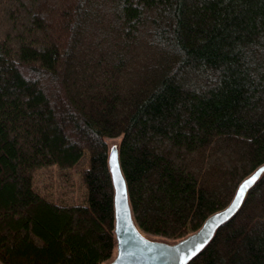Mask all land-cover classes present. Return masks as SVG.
<instances>
[{
	"label": "trees",
	"instance_id": "1",
	"mask_svg": "<svg viewBox=\"0 0 264 264\" xmlns=\"http://www.w3.org/2000/svg\"><path fill=\"white\" fill-rule=\"evenodd\" d=\"M113 138L145 232L224 207L264 162V0H0L1 264L112 254ZM186 264H264V172Z\"/></svg>",
	"mask_w": 264,
	"mask_h": 264
},
{
	"label": "water",
	"instance_id": "2",
	"mask_svg": "<svg viewBox=\"0 0 264 264\" xmlns=\"http://www.w3.org/2000/svg\"><path fill=\"white\" fill-rule=\"evenodd\" d=\"M107 143V165L113 189L114 249L101 264H186L209 243L216 230L235 215L249 189L264 172L263 162L239 181L230 201L207 215L197 229L180 238L168 239L145 232L136 222L120 164L119 140L113 138Z\"/></svg>",
	"mask_w": 264,
	"mask_h": 264
},
{
	"label": "rangeland",
	"instance_id": "3",
	"mask_svg": "<svg viewBox=\"0 0 264 264\" xmlns=\"http://www.w3.org/2000/svg\"><path fill=\"white\" fill-rule=\"evenodd\" d=\"M80 167H78V169ZM66 177L67 178L61 179L60 182H58L57 179L55 180L53 177H51L49 180H44L41 183H38V186L41 189H44L53 199L57 200L58 202L65 203L66 201L79 200L81 197V188H79L74 178L70 176Z\"/></svg>",
	"mask_w": 264,
	"mask_h": 264
},
{
	"label": "snow or ice",
	"instance_id": "4",
	"mask_svg": "<svg viewBox=\"0 0 264 264\" xmlns=\"http://www.w3.org/2000/svg\"><path fill=\"white\" fill-rule=\"evenodd\" d=\"M247 183V182H246Z\"/></svg>",
	"mask_w": 264,
	"mask_h": 264
}]
</instances>
